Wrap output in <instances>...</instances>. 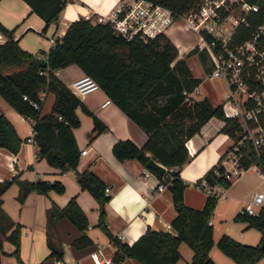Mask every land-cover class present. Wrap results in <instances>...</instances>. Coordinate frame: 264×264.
Here are the masks:
<instances>
[{"label": "trees", "instance_id": "trees-1", "mask_svg": "<svg viewBox=\"0 0 264 264\" xmlns=\"http://www.w3.org/2000/svg\"><path fill=\"white\" fill-rule=\"evenodd\" d=\"M24 1L31 11L44 20L43 30H46L50 23L57 20L68 0ZM150 1L169 8L177 19L194 8L200 0ZM263 19L264 14L249 13L248 26L240 25L231 42L240 43L248 38ZM0 30L6 36V41L0 44V96L19 114L32 120L37 153L48 164L60 172L76 169L80 152L72 130L80 123L75 112L77 108L92 118L93 127L88 134L90 140L106 129L83 106L79 97L56 76L58 69L70 64L76 65L83 74L91 77L107 97L147 135L140 147L130 139L116 140L112 145V153L118 160H138L167 185L176 211L170 222V231L147 228L131 245L121 242L106 226L104 205L110 198L105 192L106 184L91 169L75 173L80 188L87 190L99 205L96 226L115 246L112 261L117 264L125 258H132L139 264H175L181 257L178 246L184 242L192 250L189 264H216L209 251L214 245L210 218L218 197L207 195L201 208L186 205L183 199L186 183L177 171L167 172L164 167H179L188 159L185 142L198 133L211 117L224 121L222 131L231 139L237 137L239 124L235 118L224 114L221 104L212 105L206 97L196 99L190 95L201 79L192 75L184 58L176 59L178 50L171 40L164 33L145 40L139 35L126 39L117 34L109 22H93L80 17L67 25L64 34L54 41L43 59L22 49L18 41L12 38L11 30L1 24ZM40 91L54 97L50 113L46 115L40 113ZM22 96L28 99L24 100ZM30 101H37L39 108H34ZM21 142L13 125L0 114V147L16 154ZM257 163L264 173L263 154ZM222 172L223 167L218 160L196 182L203 179L210 185L219 183L227 189L232 181L221 176ZM12 183L19 186L16 197L19 202L30 191L46 194L49 190L58 193L64 190L59 181H27L13 176L0 181V196ZM0 215L1 219H7L1 209V198ZM60 218L67 219L79 232L70 241L74 250L93 245L85 233L88 228L86 214L75 198H70L62 208L52 203L46 210V244L49 253L39 264L62 259V246L53 239L55 223ZM234 219L244 221L247 227L260 231V242L256 245L244 244L223 233L217 239L216 246L236 264H256L264 256V248H261L264 244V208L256 215L238 212ZM20 230L21 226L14 224L6 239L14 245L11 255L17 264H24L19 255Z\"/></svg>", "mask_w": 264, "mask_h": 264}, {"label": "crops", "instance_id": "crops-1", "mask_svg": "<svg viewBox=\"0 0 264 264\" xmlns=\"http://www.w3.org/2000/svg\"><path fill=\"white\" fill-rule=\"evenodd\" d=\"M119 1L68 0L57 20L43 30L44 20L31 11L30 6L24 0H0V24L12 31V38L18 41L22 49L38 58L45 59L49 48L64 34L71 21L80 17L85 18L86 15L94 17L99 14H109ZM164 34L178 50L176 59L184 58L194 77L200 78L195 75L189 63L195 54L200 55L202 65L208 69L210 75L212 62L208 51L192 49V45L196 42L194 34L181 29L177 24L168 27ZM190 36L195 37V40H190ZM55 74L70 88L72 81L83 75V72L76 65L70 64L58 69ZM200 85L190 94L193 98L206 97L212 105L221 104L214 98L212 92L201 95L198 92ZM195 91L199 96L195 95ZM53 99L52 94L44 92L40 111L42 115L50 113ZM79 99L83 106L106 126V129L90 140L88 134L93 127L92 118L81 108H77L75 112L80 123L73 128L72 132L79 152L81 150H86V152L80 154L75 170L60 172L48 164L44 158L39 157L33 140L32 120L19 114L0 96V114L9 120L22 140L16 154L0 147V181L17 176L19 180L27 181H59L64 186L61 193L54 190H49L46 194L30 191L22 202L16 198L19 192L17 183H12L2 193L0 196L1 209L7 219H1L0 215V228H2L0 231V264H17L15 257L11 255L14 245L6 239V235L13 229L14 224L21 226L19 255L23 263L39 264L42 262L49 253L46 244V210L52 203L62 208L72 197L86 214L88 228L85 233L93 245L82 250H74L70 241L77 237L79 232L67 219L60 218L55 223L53 239L56 243L60 242L63 256L61 260H53L49 264H56V261H59L58 264H91L92 252H97L102 257L113 256L115 246L110 238L96 226L99 205L87 190L80 188L75 179L76 172L86 169H91L108 188L107 194L110 198L104 205L106 226L110 233L121 242L131 245L147 228L165 230V225H170L176 215L171 193L166 184L162 190H157L158 179L153 174L144 175V167L138 160H118L112 153V145L116 140L130 139L140 147L147 138L146 133L130 120L102 89L91 91L80 96ZM108 99L110 101L104 103ZM223 126V120L211 117L201 126L198 133L185 142L188 159L179 167H164L167 172L177 171L186 183L183 199L184 203L190 207L201 208L203 206L207 194L195 188L193 184L218 162L220 154L232 143V139L222 131ZM236 179L226 189L230 196L233 195L232 188ZM227 194L225 193L224 198ZM210 223L214 226L212 218H210ZM242 237L243 234H241ZM213 239L214 242L218 239L214 228ZM183 244L184 242H181L178 246L181 257L175 264H189L190 262L192 250L187 249ZM209 255L216 264H230L214 252L213 246ZM117 264L139 263L132 258H125ZM256 264L264 263L260 259Z\"/></svg>", "mask_w": 264, "mask_h": 264}, {"label": "built area", "instance_id": "built-area-1", "mask_svg": "<svg viewBox=\"0 0 264 264\" xmlns=\"http://www.w3.org/2000/svg\"><path fill=\"white\" fill-rule=\"evenodd\" d=\"M237 15H236V14ZM249 13L264 14V2L256 0H200L196 6L174 18L169 8L150 0H120L106 15L90 16L93 22H109L113 30L126 39L139 35L144 40L164 33L171 25L191 32L196 37L192 49L207 50L212 62L211 78L224 81L227 92L225 101L232 111L228 112L222 104L227 117L235 118L239 124L238 135L231 145L220 154L223 167L221 176L233 181L246 171L255 169V173L264 180V173L258 158L264 155V19L256 25L252 34L240 43L231 40L240 25L248 26ZM6 36L0 30V44ZM42 73V72H40ZM98 84L88 75H81L72 81L70 90L80 97L98 89ZM44 91L38 98L42 100ZM22 99L27 100L25 96ZM106 100L104 103H108ZM34 108H39L37 101H30ZM81 150L80 154H85ZM247 163V164H245ZM144 175H151L144 168ZM194 187L215 195L225 196L226 188L219 184H208L205 180L195 182ZM165 184L159 179L157 190ZM108 188L105 189L107 193ZM264 208V192L257 191L239 209L240 214L256 215ZM170 231V225H165ZM91 264H115L112 257H102L97 252L91 253ZM59 261H56L58 264Z\"/></svg>", "mask_w": 264, "mask_h": 264}, {"label": "rangeland", "instance_id": "rangeland-1", "mask_svg": "<svg viewBox=\"0 0 264 264\" xmlns=\"http://www.w3.org/2000/svg\"><path fill=\"white\" fill-rule=\"evenodd\" d=\"M189 39L194 41L195 37L190 36ZM189 63L195 75H197L201 79V85L198 89V92L201 93V95L203 93L212 92L214 98L217 99V101H219L221 104H223L228 112H231L232 109L230 104L225 101L227 87L224 81L218 78H211L209 76L208 69L202 65L201 57L199 54H195L189 60ZM194 93L196 96H199L197 95L196 91ZM236 180L237 181L234 183L232 188L233 195H228L227 191L226 198L219 197L217 199V202L215 203L211 215V218L214 222L213 228L215 230V234L218 235V238L221 234L224 233L240 243L256 245L258 244L259 238H261L260 231L253 227H247L246 222L235 220L234 217L238 213L239 209L250 199L254 192H264V180L258 178L254 168L246 171ZM241 234H243L242 238ZM183 246H185L187 249L189 248L185 243L183 244ZM213 250L214 252H217L220 256H222V258H225L230 264H236L231 258L223 254L218 249V247L216 246V241L214 242ZM261 262L264 263V256L261 258Z\"/></svg>", "mask_w": 264, "mask_h": 264}, {"label": "water", "instance_id": "water-1", "mask_svg": "<svg viewBox=\"0 0 264 264\" xmlns=\"http://www.w3.org/2000/svg\"><path fill=\"white\" fill-rule=\"evenodd\" d=\"M261 248H264V244L261 245Z\"/></svg>", "mask_w": 264, "mask_h": 264}]
</instances>
